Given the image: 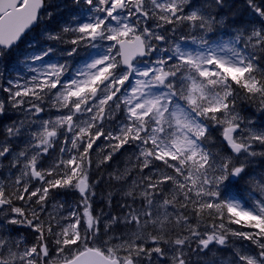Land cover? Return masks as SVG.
I'll use <instances>...</instances> for the list:
<instances>
[{
	"label": "snow or ice",
	"instance_id": "1",
	"mask_svg": "<svg viewBox=\"0 0 264 264\" xmlns=\"http://www.w3.org/2000/svg\"><path fill=\"white\" fill-rule=\"evenodd\" d=\"M71 6L0 0V264H264V0Z\"/></svg>",
	"mask_w": 264,
	"mask_h": 264
},
{
	"label": "trees",
	"instance_id": "2",
	"mask_svg": "<svg viewBox=\"0 0 264 264\" xmlns=\"http://www.w3.org/2000/svg\"><path fill=\"white\" fill-rule=\"evenodd\" d=\"M235 3L237 4V7L243 8V0H235ZM57 12H59V11H57ZM54 15H56V12H55ZM46 23H50L51 27L54 26L53 28H56L57 24L54 21L53 22H48L47 21ZM247 113H254L255 115L253 116V119H257V120H258V117L261 115V113L258 112L257 109L254 106L247 107L245 114H247ZM125 163H126V158L119 157L118 159H116L115 163L112 164V168L115 169V168L119 167L121 169L125 165ZM110 170L111 169H109V171ZM105 179H107V176H105ZM113 183H115V182H113ZM106 190H108L106 186H101V188L98 189L99 192H103V191H106ZM118 197L119 196H115L114 197V210H117L116 207H115V201L119 200ZM98 204H99V201H98ZM100 206H103V205L101 204ZM50 210H52V206H50Z\"/></svg>",
	"mask_w": 264,
	"mask_h": 264
},
{
	"label": "rangeland",
	"instance_id": "3",
	"mask_svg": "<svg viewBox=\"0 0 264 264\" xmlns=\"http://www.w3.org/2000/svg\"><path fill=\"white\" fill-rule=\"evenodd\" d=\"M66 0H64V2H65ZM50 3H51V5H53V6H55V5H61V2L59 1V0H50ZM70 5H71V0H70ZM61 9V8H60ZM69 9V8H68ZM68 9H66V8H62L60 11H67L68 12ZM59 10V9H58ZM57 11V10H56ZM56 11H54V13L56 12ZM45 22H47V20L45 21ZM43 26V25H42ZM9 115H11V116H13V118H15V113H9ZM257 122H259L258 120H257ZM11 123V121H9V120H3L2 118H0V129H2L5 125H7V124H10ZM124 158H126V156H124ZM125 166V165H124ZM124 166L121 168V170L124 168ZM118 199H119V197H118Z\"/></svg>",
	"mask_w": 264,
	"mask_h": 264
}]
</instances>
